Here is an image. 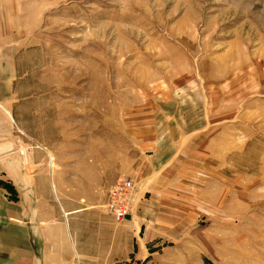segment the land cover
Returning <instances> with one entry per match:
<instances>
[{
  "label": "rangeland",
  "instance_id": "1",
  "mask_svg": "<svg viewBox=\"0 0 264 264\" xmlns=\"http://www.w3.org/2000/svg\"><path fill=\"white\" fill-rule=\"evenodd\" d=\"M0 144L82 196L72 264H264V0H0Z\"/></svg>",
  "mask_w": 264,
  "mask_h": 264
},
{
  "label": "crops",
  "instance_id": "2",
  "mask_svg": "<svg viewBox=\"0 0 264 264\" xmlns=\"http://www.w3.org/2000/svg\"><path fill=\"white\" fill-rule=\"evenodd\" d=\"M15 161L0 159V264H72L71 235L83 220L82 196L65 191L64 172L25 178ZM54 176L55 187L49 181ZM10 190L16 200L9 198ZM92 214L108 217L98 210Z\"/></svg>",
  "mask_w": 264,
  "mask_h": 264
},
{
  "label": "built area",
  "instance_id": "3",
  "mask_svg": "<svg viewBox=\"0 0 264 264\" xmlns=\"http://www.w3.org/2000/svg\"><path fill=\"white\" fill-rule=\"evenodd\" d=\"M104 204L106 212L110 213L116 220L122 219L123 215L130 209L128 194L131 190V181L123 177L113 186Z\"/></svg>",
  "mask_w": 264,
  "mask_h": 264
},
{
  "label": "bare ground",
  "instance_id": "4",
  "mask_svg": "<svg viewBox=\"0 0 264 264\" xmlns=\"http://www.w3.org/2000/svg\"><path fill=\"white\" fill-rule=\"evenodd\" d=\"M22 153H23V151H22Z\"/></svg>",
  "mask_w": 264,
  "mask_h": 264
}]
</instances>
